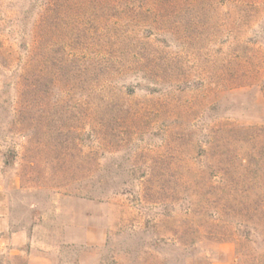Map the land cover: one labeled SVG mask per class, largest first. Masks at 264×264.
Instances as JSON below:
<instances>
[{
  "label": "rangeland",
  "instance_id": "374dc122",
  "mask_svg": "<svg viewBox=\"0 0 264 264\" xmlns=\"http://www.w3.org/2000/svg\"><path fill=\"white\" fill-rule=\"evenodd\" d=\"M2 214L0 264H264V0H0Z\"/></svg>",
  "mask_w": 264,
  "mask_h": 264
},
{
  "label": "crops",
  "instance_id": "0c3cea01",
  "mask_svg": "<svg viewBox=\"0 0 264 264\" xmlns=\"http://www.w3.org/2000/svg\"><path fill=\"white\" fill-rule=\"evenodd\" d=\"M5 222V215L2 214V216L0 215V223H4ZM5 228L3 227L2 229H0V231H4ZM12 238L11 240L15 242H17L19 239H21V234L19 233H12L11 234ZM29 264H52V262L50 261V259L46 256H40L38 258V260L34 261V262H30Z\"/></svg>",
  "mask_w": 264,
  "mask_h": 264
}]
</instances>
